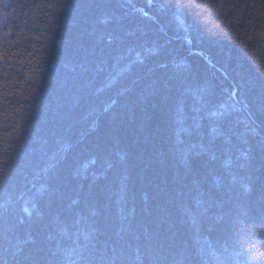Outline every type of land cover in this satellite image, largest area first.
<instances>
[{
    "label": "trees",
    "instance_id": "obj_1",
    "mask_svg": "<svg viewBox=\"0 0 264 264\" xmlns=\"http://www.w3.org/2000/svg\"><path fill=\"white\" fill-rule=\"evenodd\" d=\"M0 264H264V0H0Z\"/></svg>",
    "mask_w": 264,
    "mask_h": 264
}]
</instances>
